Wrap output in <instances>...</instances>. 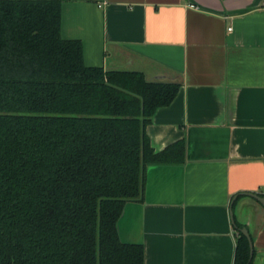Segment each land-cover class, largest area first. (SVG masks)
I'll list each match as a JSON object with an SVG mask.
<instances>
[{
  "label": "crops",
  "instance_id": "0c3cea01",
  "mask_svg": "<svg viewBox=\"0 0 264 264\" xmlns=\"http://www.w3.org/2000/svg\"><path fill=\"white\" fill-rule=\"evenodd\" d=\"M59 1L87 65L179 85L145 127L154 151L173 146L125 202L120 240L143 264H234L235 219L264 264V205L244 194L264 196V0Z\"/></svg>",
  "mask_w": 264,
  "mask_h": 264
},
{
  "label": "trees",
  "instance_id": "16d2710c",
  "mask_svg": "<svg viewBox=\"0 0 264 264\" xmlns=\"http://www.w3.org/2000/svg\"><path fill=\"white\" fill-rule=\"evenodd\" d=\"M60 24L59 0H0V264H143L117 220L146 165L168 159L145 127L179 85L87 65Z\"/></svg>",
  "mask_w": 264,
  "mask_h": 264
},
{
  "label": "water",
  "instance_id": "95a60500",
  "mask_svg": "<svg viewBox=\"0 0 264 264\" xmlns=\"http://www.w3.org/2000/svg\"><path fill=\"white\" fill-rule=\"evenodd\" d=\"M245 195H248V196H251L253 198H255L257 201H259L262 205H264V196L256 193V192H252V191H247V192H244ZM235 197H233L234 199ZM232 199V200H233ZM230 214L233 216V212L232 210L230 211ZM233 221H236L235 219ZM238 222V221H237ZM240 223V222H239ZM242 224V227H240V231L246 236L247 240H248V246H249V257H248V261L247 263L245 264H248L249 260L252 258L253 256V245H252V239H251V236H250V233H249V230L248 228L243 224Z\"/></svg>",
  "mask_w": 264,
  "mask_h": 264
}]
</instances>
